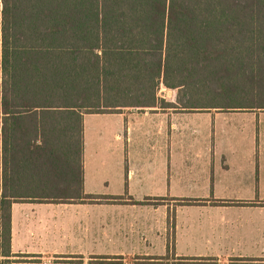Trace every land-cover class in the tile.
I'll list each match as a JSON object with an SVG mask.
<instances>
[{
	"label": "trees",
	"instance_id": "obj_1",
	"mask_svg": "<svg viewBox=\"0 0 264 264\" xmlns=\"http://www.w3.org/2000/svg\"><path fill=\"white\" fill-rule=\"evenodd\" d=\"M156 104L264 109V0H0V264L13 202L98 198L83 193V115Z\"/></svg>",
	"mask_w": 264,
	"mask_h": 264
},
{
	"label": "crops",
	"instance_id": "obj_2",
	"mask_svg": "<svg viewBox=\"0 0 264 264\" xmlns=\"http://www.w3.org/2000/svg\"><path fill=\"white\" fill-rule=\"evenodd\" d=\"M184 110L159 104L132 108V120L140 122L154 112L168 114L169 121L164 134L162 119L156 123L150 149L136 145L130 154L111 143L92 147L84 114L83 193L98 198L13 202L10 264H88L103 260L102 255L126 253L141 261H151L154 253H173L212 257L215 264L231 255L264 263V121L259 118L264 109L239 110L257 118L256 125L245 120L242 131L248 130L236 137L240 140L200 134L192 150H170L169 139L177 138L170 135L177 127L170 117ZM206 110L221 113L215 108L198 111ZM139 138L151 137L141 133ZM182 208L194 213L179 214ZM123 222V237L131 241L127 249L116 240Z\"/></svg>",
	"mask_w": 264,
	"mask_h": 264
},
{
	"label": "rangeland",
	"instance_id": "obj_3",
	"mask_svg": "<svg viewBox=\"0 0 264 264\" xmlns=\"http://www.w3.org/2000/svg\"><path fill=\"white\" fill-rule=\"evenodd\" d=\"M184 94L182 91H178L175 99L176 92L174 89L162 88L158 90L157 97L167 102H177L180 106V103L186 99V95ZM189 99H191V104L194 105L212 106L219 103L216 98H213L210 95H205V93H198L196 95L189 96ZM250 99L255 100V98L252 97L249 98V100ZM251 102H253V105L256 103L255 101ZM123 112L125 113H87L85 115L84 119L87 141L89 142L91 140L90 144L92 147L98 148L111 143L115 150L117 149L123 153L129 152V154L132 153V149H134L136 145L142 149H150L151 144L153 143L151 142L152 137L157 134L156 123L159 121V119H162L163 123L161 127L163 129L162 134L165 133V127L169 121L168 114H159L160 116H155L154 112H151L149 117L143 118V120L139 122L137 120H132V109H124ZM142 112L143 111L138 112V117L142 115ZM219 112L221 113L218 115H213L212 112L210 113L207 110L198 111L189 109L184 111H176L175 114L170 118L171 120H174V122L177 124V127H175L174 131H170V135H177V138L171 137L169 139V149L192 150L194 145L197 144L195 137L200 134H214L215 136L224 135L238 139L236 137L242 136L243 133L247 132L248 130L247 127H243L245 130L242 131V126H246L244 124L245 120H253V125H256L257 118L252 116L251 113L248 114V112H240L239 110L238 112L236 110L227 111L226 109H221ZM259 118H262L264 121V114L261 113ZM251 127L253 128V126H248V128ZM141 133H143L145 137L150 136L151 138L148 140L147 138H142L141 142H138L140 140L139 136ZM114 134L118 135L119 139L113 141ZM99 135H107L109 138L100 140L98 137ZM235 143L239 144L238 142ZM125 169L126 167L122 165V171H125ZM192 211H194V209L182 208L179 214L183 213L184 215H187L188 213H194ZM127 213L130 215L131 209H128ZM195 213H198V211H195ZM125 229H127V225H125V222H123L122 236L116 239L118 246H120L122 249H127L131 246V241L129 240L130 237L128 240L123 237L125 234ZM119 235L120 233H118V236ZM100 257L103 258V260L99 261L98 263L90 261L88 264H215L214 258L212 257L198 258L196 255L188 254H180L177 257H174L173 253H154L151 261H141L139 260L138 256H132V253L111 256L102 255ZM136 258L138 260H135ZM224 262V264H255L246 258H241L234 255L229 256ZM72 264L82 263L79 260H73Z\"/></svg>",
	"mask_w": 264,
	"mask_h": 264
}]
</instances>
